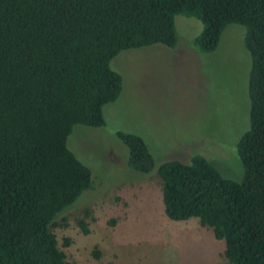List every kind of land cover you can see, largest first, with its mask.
Segmentation results:
<instances>
[{
  "label": "trees",
  "instance_id": "trees-1",
  "mask_svg": "<svg viewBox=\"0 0 264 264\" xmlns=\"http://www.w3.org/2000/svg\"><path fill=\"white\" fill-rule=\"evenodd\" d=\"M179 15L201 23L193 46L203 53L217 49L228 25L245 27L249 129L236 146L241 182L200 155L161 164L164 213L209 227L229 264H264V0H0V264H67L52 228L92 186L67 139L75 125L104 126L103 107L122 90L111 60L153 45L173 49ZM116 136L127 166L149 174L143 140ZM78 226L89 233L83 220Z\"/></svg>",
  "mask_w": 264,
  "mask_h": 264
},
{
  "label": "rangeland",
  "instance_id": "rangeland-1",
  "mask_svg": "<svg viewBox=\"0 0 264 264\" xmlns=\"http://www.w3.org/2000/svg\"><path fill=\"white\" fill-rule=\"evenodd\" d=\"M174 23L173 49L153 45L121 51L111 60L122 90L103 107L104 126L75 125L67 139V148L91 171L92 181L52 228L67 264H229L224 242L209 227L192 224H199L197 218L166 217L157 169L169 161L189 164L200 155L224 179L242 181L236 146L249 129L246 29L228 25L217 49L203 53L193 46L201 23L180 15ZM118 132L146 144L154 161L149 174L127 166Z\"/></svg>",
  "mask_w": 264,
  "mask_h": 264
},
{
  "label": "crops",
  "instance_id": "crops-1",
  "mask_svg": "<svg viewBox=\"0 0 264 264\" xmlns=\"http://www.w3.org/2000/svg\"><path fill=\"white\" fill-rule=\"evenodd\" d=\"M198 222H199V221H198ZM192 224H194V225H198V226H201L200 223H199V224H198V223L196 224L195 222H192ZM196 232H198V231H196ZM195 235H197V234L195 233ZM198 237H199V235H198Z\"/></svg>",
  "mask_w": 264,
  "mask_h": 264
}]
</instances>
